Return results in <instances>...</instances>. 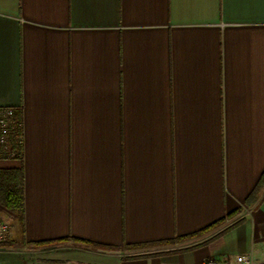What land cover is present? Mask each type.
<instances>
[{
  "label": "crops",
  "instance_id": "1",
  "mask_svg": "<svg viewBox=\"0 0 264 264\" xmlns=\"http://www.w3.org/2000/svg\"><path fill=\"white\" fill-rule=\"evenodd\" d=\"M0 107V264L264 259V0H0Z\"/></svg>",
  "mask_w": 264,
  "mask_h": 264
},
{
  "label": "built area",
  "instance_id": "2",
  "mask_svg": "<svg viewBox=\"0 0 264 264\" xmlns=\"http://www.w3.org/2000/svg\"><path fill=\"white\" fill-rule=\"evenodd\" d=\"M14 143V146H12ZM21 154V122L17 120L12 107H0V155L17 158ZM9 224L0 216V245L8 241ZM201 264H264L251 253L234 257L207 258Z\"/></svg>",
  "mask_w": 264,
  "mask_h": 264
},
{
  "label": "trees",
  "instance_id": "3",
  "mask_svg": "<svg viewBox=\"0 0 264 264\" xmlns=\"http://www.w3.org/2000/svg\"><path fill=\"white\" fill-rule=\"evenodd\" d=\"M17 120L21 122L18 112L15 113ZM14 146V143L13 145ZM0 158H7L0 155ZM16 158V157H15ZM20 158V156H19ZM264 178V174H263ZM0 206L5 210L16 215L17 221L22 222L23 218V171L21 168L0 169ZM233 213L227 214L225 217H230ZM224 219L219 220L221 223ZM216 224V223H215ZM213 224V225H215ZM213 225L207 227L209 229ZM179 239L178 237L175 238ZM107 250H114L116 248L111 246L96 245ZM129 247V246H124Z\"/></svg>",
  "mask_w": 264,
  "mask_h": 264
},
{
  "label": "rangeland",
  "instance_id": "4",
  "mask_svg": "<svg viewBox=\"0 0 264 264\" xmlns=\"http://www.w3.org/2000/svg\"><path fill=\"white\" fill-rule=\"evenodd\" d=\"M19 156H17V159L19 158ZM0 216L8 222L9 227L12 225V222L13 221L11 220L10 215H8V213L6 212V210H4L1 206H0Z\"/></svg>",
  "mask_w": 264,
  "mask_h": 264
}]
</instances>
